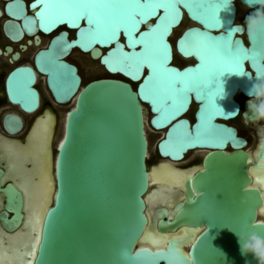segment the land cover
I'll return each instance as SVG.
<instances>
[{
  "label": "water",
  "instance_id": "1",
  "mask_svg": "<svg viewBox=\"0 0 264 264\" xmlns=\"http://www.w3.org/2000/svg\"><path fill=\"white\" fill-rule=\"evenodd\" d=\"M236 1L247 8L246 17L256 10L255 5L248 7L245 0H231V3L220 7L217 13L220 23L214 26L205 25L198 19L195 7L189 10L183 4L178 5L179 20L167 37L170 49L168 66L183 72L195 69L201 63L196 55H184L179 49L178 42L188 31H206L213 38L210 41L213 45H222L224 41L221 37L231 33L233 41L241 47L257 52L264 49V30L251 37L246 29L243 35H236L238 30H235V25L245 27V22L237 21ZM222 2L208 0V5ZM33 3L34 0H0L4 36L10 42L18 43L22 50L31 44L38 47L32 56V66L15 65L5 75L6 97L25 113L37 112L42 100L36 86L37 76L40 75L54 103L74 102L65 113L58 140L55 138L56 115L50 107H46L55 119L51 141L53 191L40 223L44 225L43 248L37 251L34 264H142L130 260L124 252L134 254L139 249L150 253L166 252L170 246L176 249L172 256L152 257L147 253L143 256L152 264H259L252 253L242 254L240 245L245 242L248 233L264 237V227H259L264 225V220L259 219L263 195L261 189L253 184L250 174V167L264 168V140L258 138L257 148L252 152L253 149H247V138L239 135L237 127L230 123L238 116L247 126L258 121L251 118L249 111V101L254 99V96L250 97V91L257 80L252 60L243 61V73L225 70L209 78L201 89V95L191 91L185 107L174 118L156 125L152 121L159 114L153 110L150 100L141 98L139 94L140 85L149 75L148 67L141 70L138 79H132L124 71L110 70L103 63L104 57L116 48L117 42L123 45L124 52L133 51L128 47L123 31L119 33L118 41L111 44L95 43L87 48L76 44L62 51L66 43L77 40L86 22L81 20L78 26L63 22L44 31L37 21L34 29L28 31L24 16L34 17L39 10L31 7ZM10 4L11 11L8 9ZM160 15H163V9L142 23L135 35L146 31L149 24H155ZM185 18L191 24L185 26L172 41L173 31ZM39 34L49 36L45 46H41ZM24 37L25 41L20 43ZM74 49L98 60L106 72L121 78L98 77L83 83L77 65L67 59ZM11 51L12 46L6 44L0 53ZM135 51H141L139 44ZM174 53L188 61L175 63ZM204 55L205 65L210 67L217 52L209 49ZM119 56L117 53L110 59L117 69L127 65V60L124 65L116 63ZM12 58L18 59L19 52H12ZM260 63L264 65V57ZM18 71L13 79V74ZM129 93L135 94L134 100ZM239 95L244 98L242 101ZM143 105L150 113L147 118L149 127L162 132L156 144L160 158L179 162L190 151L205 150L199 168L185 177L174 202L169 207L164 204L155 207L156 218L151 225L159 234L181 229L188 232L185 237H169L160 247L140 245V238L150 220L147 196L154 191L149 182L152 166L147 164L148 141ZM190 107H194L191 117L187 116ZM73 111L76 114L70 116ZM210 114L214 128L207 127ZM41 116V119L45 118V113L38 114L36 119ZM202 116L205 123L201 131L205 134V141L223 140L222 146L216 147L205 141L186 143L185 133L194 136ZM7 119L13 127L12 131L21 128L18 116L7 115L5 121ZM181 121L183 124L173 134V143L185 146L172 154L174 149L171 146L164 149L163 143L173 126ZM258 123L261 125L259 134L264 136V122L260 120ZM0 189L6 194L0 222L7 231H12L23 218L22 198L10 184ZM50 210L53 213L51 216L47 215ZM196 230L198 232L194 234L192 231ZM35 236L33 232V238ZM184 238L188 239L187 244H183ZM29 259L27 256L25 263Z\"/></svg>",
  "mask_w": 264,
  "mask_h": 264
},
{
  "label": "snow or ice",
  "instance_id": "2",
  "mask_svg": "<svg viewBox=\"0 0 264 264\" xmlns=\"http://www.w3.org/2000/svg\"><path fill=\"white\" fill-rule=\"evenodd\" d=\"M180 4L189 10L195 7L199 14H193L197 15V18L205 25L214 26L220 23L217 13L220 7L226 5V0H223L221 4H212L210 7L208 0H34L31 7L33 9L39 8V10L35 12L34 17L24 16V23L28 31L34 29L37 21L42 30L49 31L59 23L67 22L72 26H78L81 20L85 21L86 27L80 29L77 40L71 44L66 43L62 51H66L67 48L76 44L82 48L90 47L95 43L111 44L118 41L119 33L123 31L127 45L133 51L124 52L123 45L117 42L116 48L104 57L103 63L108 65L110 70L124 71L132 79H138L141 70L145 66L148 67L149 75L140 85L139 94L141 98L150 100L153 110L159 114L152 123L159 125L174 118L185 107L191 91L201 95V89L209 78H214L219 72L225 70L243 73L242 63L245 59H251L255 65L257 80L264 79V65L260 63V59L264 57V49L257 52L255 49L249 50L241 47L233 41L231 33L221 37L224 41L222 45H213L210 43L213 38L206 31L186 32L178 42L179 49L184 55H196L201 63L195 69H188L183 72L169 67L170 49L167 37L171 28L179 20L180 12L177 6ZM8 9L11 11V4ZM160 9H163V15L159 16L156 23L149 24L146 31L136 36L135 33L139 26L156 16ZM261 30L264 28L258 29L257 32ZM55 43L54 41L53 49ZM137 44L141 46L139 53L135 51ZM209 49L216 51L217 56L213 64L206 67L204 54ZM49 51L51 52L52 49ZM117 53L120 56L116 63L124 65L125 60H127V65L121 66L119 69L114 68L110 63V59L115 57ZM95 54L98 55V53ZM41 55L46 54L42 53ZM59 67L63 68L65 65H59ZM18 74L19 71L14 73L13 79ZM129 94L134 100L135 94ZM33 103H35L34 99ZM74 114H76L75 111L69 113L70 116H74ZM211 115L208 117L207 127L214 128L215 125L211 124ZM204 123L202 116L201 125L196 127L195 135L185 133L187 144L205 141V134L201 131ZM182 124L181 121L178 125H174L168 133V139L163 143L164 149L170 146L174 149L172 154L185 146V144L173 143V134L177 127ZM65 139L67 140L68 137L66 136ZM205 142L216 147L223 144V140L209 139ZM61 146H65L63 142ZM25 195H27L26 192ZM52 214L50 210L47 215L51 216ZM259 227H264V225ZM33 231L36 233L35 241L31 246V251L25 253L26 256L30 257L27 264H34L37 259V251L43 248L44 225L37 223ZM145 253L151 254L152 257H169L176 253V249L170 246L166 252L157 251L155 253L139 249L134 254L125 251L124 255L132 261L152 264L151 260L144 258L143 254Z\"/></svg>",
  "mask_w": 264,
  "mask_h": 264
},
{
  "label": "flooded vegetation",
  "instance_id": "3",
  "mask_svg": "<svg viewBox=\"0 0 264 264\" xmlns=\"http://www.w3.org/2000/svg\"><path fill=\"white\" fill-rule=\"evenodd\" d=\"M1 18L2 17H0V19ZM23 39H25V37ZM16 44V46L10 44L12 46V51L10 53H0V188H3L6 184H10L20 193L22 198L21 213L23 214V218L20 225L12 231H7L0 222V264H24V256L26 252L24 253L23 248L25 249L28 242L33 240V201L35 202L37 200L34 198L33 194L35 193V187L39 182L38 168L40 167L43 158V155L39 156L38 154V145L33 143V129L39 120V118L36 119V116L42 112L45 113L46 110L49 109H46L48 106H45L44 109L39 110V112L33 117V113L23 112L18 105L12 104L7 99L4 88V79L8 71L15 65H33L32 60H23L22 53L27 52V50L35 47V45L31 44L27 46L25 50H22L18 47L19 44ZM5 45L0 46V50L4 51ZM15 51L19 52V58L16 60L12 58V52ZM5 58L7 64H13V66L4 74L3 72L6 68L4 65ZM40 77L42 76H37V81ZM37 88L41 94L38 86ZM7 115L18 116L21 119V128L12 131L13 127L8 119L5 121ZM247 141L249 142L248 138ZM179 162H172V166L176 169H182L192 166L194 163L181 165ZM147 164L149 165V162H147ZM156 165L152 167L154 168ZM24 179L25 182L23 183ZM25 192L27 195H25ZM5 201L6 194L0 189V212L5 210ZM8 213L10 215L11 211L9 210Z\"/></svg>",
  "mask_w": 264,
  "mask_h": 264
},
{
  "label": "bare ground",
  "instance_id": "4",
  "mask_svg": "<svg viewBox=\"0 0 264 264\" xmlns=\"http://www.w3.org/2000/svg\"><path fill=\"white\" fill-rule=\"evenodd\" d=\"M181 23H180V25H181ZM178 27L175 30H177ZM175 30L173 31L172 35L175 33ZM42 41H43V37L40 36V44L42 43ZM182 59H183V61H188L187 59H184V58H182ZM92 60L94 61L96 59H92ZM240 96H242V95H240ZM192 105H193V103L191 104V107H192ZM191 107L189 108L188 112L190 111ZM143 109H144V105H143ZM48 113H49V115H48ZM41 118H42V116L39 117V120L37 121V124L33 129V143L38 145V154H39V156L43 155L42 156L43 158H42V163H41L40 167L38 168L39 169L38 170L39 182H38L37 186L35 187V193L33 194L34 198L37 200L35 202L33 201V227L32 228H34V226L37 223L38 224L41 223L42 215L45 211V208L50 203V199H51L52 191H53V180H52V172H51L52 171L51 141L53 138L52 135H53L54 125H55V119H54V116L51 114L49 109H47L45 112V118H43V119H41ZM259 121L260 120L249 123V126L255 130L257 140H258V138H260L261 140H264V136L259 134L261 132V130L258 129V128H260L259 126H261L258 123ZM261 121L263 123L264 119H261ZM157 131H159V130H157ZM45 136L47 137V139L45 138ZM257 143H258V141L256 142L255 149L257 148ZM156 144H157V142H156ZM156 144H155V147H156ZM255 149H253L252 152H254ZM33 153H35V152H33ZM172 162L173 161H169L166 159V162L163 161L160 163H156L158 165L154 164L156 166L154 168L153 167L150 168L149 182H150L151 186L153 187L154 191L150 195L147 196V203H148L147 215H148L150 220H149V225L146 227L143 236L140 238V245L160 247V246H163L164 243L166 242V240L171 236L176 235V236H180V237H185L188 235V232L186 229H181V230H179L177 232H173V233L159 234L155 229H153V227L151 225L153 223L154 219L156 218L155 212H154L155 207L159 206L160 204H164V205L169 207L174 202L177 195L180 194L179 190H181V188H182L183 181H184L185 177L189 174H192V172L194 170L199 168V164L197 162H195V163H193L192 166H188V167L185 166L186 168L176 169L172 166V164L176 163V162H173V163ZM154 165H152V166H154ZM250 174L252 175V178H253V184L255 186H258L261 189L262 195H263V200H264V168L259 169V168L250 167ZM37 180H38V178H37ZM24 182H25V179H24L23 183ZM259 215H260L259 219L264 220V202H263L262 207L259 210ZM192 232L194 234H196L198 232V230H196V232L195 231H192ZM187 240L188 239L184 238L183 244H187ZM32 241L34 243L35 237L33 238ZM32 241L28 242L25 249L23 248L24 253L31 251ZM30 243H31V245H30ZM15 244H16V242H15ZM7 246H9V245H7ZM25 258H27L26 255L24 256V264H27V263H25Z\"/></svg>",
  "mask_w": 264,
  "mask_h": 264
},
{
  "label": "rangeland",
  "instance_id": "5",
  "mask_svg": "<svg viewBox=\"0 0 264 264\" xmlns=\"http://www.w3.org/2000/svg\"><path fill=\"white\" fill-rule=\"evenodd\" d=\"M236 4L238 6V12H237V21L239 22H245V18H246V12H247V8H245L242 4H240L239 2L236 1ZM3 18L0 19V46H3L5 44H12L14 46H16V43H11L3 34L2 29H1V20ZM191 24V22L188 20V18H185L181 25L178 27L177 30H175V33L171 36L172 41L174 40V38L180 33V31L187 25ZM72 34V32H71ZM43 37V41L41 43V46H45L47 44L48 41V37L46 36H41ZM25 41V39H23L21 41V43H23ZM36 49H38L37 46L27 50V52H23V60L26 61H31L32 60V56L34 54V52L36 51ZM67 59L73 63H75L78 67L79 70V74L82 77L83 83L91 80V79H95L98 77H113V78H121L119 75H110L108 72L105 71V69L99 64V62L97 60H92L88 54H83L80 51H78L77 49H74L70 55L67 57ZM174 61L175 63H180L183 64L187 61H183V59L176 53H174ZM4 65H5V70H4V74L13 66V64H7L6 62V58L4 59ZM3 75V74H2ZM40 91H41V106L39 108V110L44 109L45 106H48L52 109V111L55 113L56 115V139L58 140L59 137L62 134V128H63V121H64V116L66 111L73 105V101H69L65 104H56L53 102L52 97L46 87L45 84V80L43 77H40V79L37 81L36 84ZM244 98L242 96L239 95V100L242 101ZM39 110L37 112H39ZM194 110V107L189 111V113H187V116H192V112ZM37 112L33 113V117L37 114ZM143 113H144V117H145V132H146V136H147V141H148V152H147V161L149 162V165L152 166L156 163L159 162H166V160H164L163 158H160L157 154L156 151V147L155 144L157 142V140L159 139V137H161V131H155L152 128L149 127L148 123H147V118L150 116L149 110L147 109V107L144 105V109H143ZM231 124L235 125L238 127V131H239V135L247 137L249 140V143L247 145V149L248 150H252L255 148L256 145V133L254 132V130H252V128L250 126L245 125L242 122L241 116H238L237 118L233 119L230 121ZM48 136V135H47ZM45 138L47 139V137L45 136ZM205 150H193L187 153V155L185 156V158L179 162V164L181 165H188V164H192L193 162H197L199 164V162L201 161V158L204 154Z\"/></svg>",
  "mask_w": 264,
  "mask_h": 264
},
{
  "label": "clouds",
  "instance_id": "6",
  "mask_svg": "<svg viewBox=\"0 0 264 264\" xmlns=\"http://www.w3.org/2000/svg\"><path fill=\"white\" fill-rule=\"evenodd\" d=\"M231 3V0H226V5ZM248 7L256 6V10L250 13L245 18V27L242 28L239 24L234 28L238 29L236 35H243L246 29L249 37L255 35L260 28H264V0H245ZM225 5V6H226ZM249 101V111L251 118L254 120L264 119V79L256 80L251 88ZM241 246L242 254L252 253L254 258L259 261V264H264V237L256 233H248L247 239Z\"/></svg>",
  "mask_w": 264,
  "mask_h": 264
}]
</instances>
